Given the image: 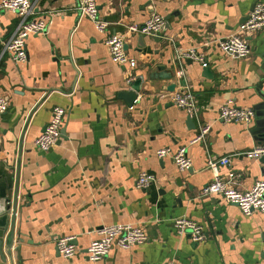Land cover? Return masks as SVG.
Segmentation results:
<instances>
[{
  "label": "crops",
  "instance_id": "0c3cea01",
  "mask_svg": "<svg viewBox=\"0 0 264 264\" xmlns=\"http://www.w3.org/2000/svg\"><path fill=\"white\" fill-rule=\"evenodd\" d=\"M77 1L32 0L34 11L52 21L46 33L27 37V60L18 64L2 45L19 18L0 8V96L8 101L0 115V264H264V212L245 215L234 203L199 194L213 179L208 162L221 157L230 163L220 164L218 173L233 187L264 179V164L249 155L264 147L255 136L257 114L264 111V27L246 36L251 51L243 58L213 42L264 0H95L108 23L104 33L76 10ZM152 12L165 20L160 37L127 33ZM110 33L126 35L135 66L111 60ZM188 49L204 55L207 70L176 57ZM159 65L173 76L149 78ZM139 77L129 106L122 91ZM182 89L195 98L191 115L171 103ZM228 100L251 107L253 120L219 119V106ZM55 106L66 111L64 132L41 151L34 139ZM205 125L209 130L197 139ZM182 146L191 159L184 171L170 155H156L159 148ZM140 172L153 177L146 188L136 186ZM178 216L200 223L205 238L193 242L177 232L171 219ZM113 223L141 225L147 240L89 260L95 230ZM59 236H74L73 257L60 255Z\"/></svg>",
  "mask_w": 264,
  "mask_h": 264
},
{
  "label": "built area",
  "instance_id": "2783aa9c",
  "mask_svg": "<svg viewBox=\"0 0 264 264\" xmlns=\"http://www.w3.org/2000/svg\"><path fill=\"white\" fill-rule=\"evenodd\" d=\"M0 8L9 10L18 18V24L14 32L3 41V51L11 56L15 63H24L27 60L26 39L31 34H44L52 21V15L39 14L34 11L32 0H0ZM76 10L88 17L94 24L97 31L104 33L108 23L99 15V10L95 0H78ZM165 20L163 15L152 12L145 20L143 26L131 24L127 28V33H139L141 35L160 37L163 32ZM264 27V2L260 1L254 4L253 9L248 14L247 19L239 24L237 28L223 38H215L213 42L218 49L229 55L243 58L247 56L251 47L246 39L247 35L255 33ZM125 34L110 33L106 36L105 44L108 48L111 60L119 65L129 64L135 66L136 61L130 57L126 50ZM176 57L180 60L189 58L197 61L201 66H206V60L203 54L195 49L178 51ZM182 71H177L180 75ZM171 103L184 110L187 114H193L197 111L195 98L193 94L184 89L177 90L171 97ZM8 101L0 96V115L6 111ZM66 111L63 107L55 106L52 108L51 116L44 130L35 137L34 145L41 151H47L54 146L61 135V129L64 123ZM219 119L227 122L249 123L255 117L254 110L251 107H239L228 100L219 106ZM210 126L205 125L201 129L200 138L209 130ZM264 153V147H255L249 155L258 157ZM159 158L170 155L180 171L188 169L191 165V159L186 153V147H179L175 152L169 148H159L156 150ZM228 157H221L217 161L208 162L209 168L213 172V179L207 185L200 189L202 196H218L237 205L239 210L248 215L252 212H264V179H257L246 189L240 190L230 184V180L223 178L218 173L219 165H229ZM153 177L146 172H140L136 178V186L139 188L148 187ZM172 226L179 233H187L190 240L200 242L205 238L203 227L197 221L185 216H178L171 219ZM96 238L92 239L86 248V256L91 261L99 260L108 255L113 247L129 249L135 245L144 243L147 235L143 226L131 223H113L102 225L95 230ZM74 236H59L56 239L58 252L64 258H70L78 251L73 243Z\"/></svg>",
  "mask_w": 264,
  "mask_h": 264
},
{
  "label": "water",
  "instance_id": "95a60500",
  "mask_svg": "<svg viewBox=\"0 0 264 264\" xmlns=\"http://www.w3.org/2000/svg\"><path fill=\"white\" fill-rule=\"evenodd\" d=\"M143 26V24L141 25ZM142 37V35H141ZM126 45H124V49H126ZM208 68H204V70H207ZM174 72L172 69H166L165 66L163 65H159L157 66V68L155 70H152L148 73V77L149 78H164V79H169L173 76ZM141 77H139L138 81H135L133 84H131L130 89L129 90H124L122 91V97L125 100V102L130 106L133 104L134 100L137 97V91L139 90V83H140ZM174 88V85L171 84L168 89L171 90ZM264 97V96H263ZM262 106H264V101L262 103ZM257 116H259V119L256 122V129H255V136H256V140L258 142V144H263L264 145V111L259 112L257 114ZM64 132L63 129H61V135L58 141L61 140L62 138V133ZM258 161L259 163H263L264 164V154H261L260 156H258ZM264 169L263 168H259V171L261 174H264ZM9 206L7 207L8 210ZM4 212L6 210H3ZM2 211V212H3ZM1 213V212H0ZM6 213V212H5ZM5 225L3 226V230H5ZM11 239H12V231L10 230L8 233V242L7 244L10 245L11 243Z\"/></svg>",
  "mask_w": 264,
  "mask_h": 264
}]
</instances>
